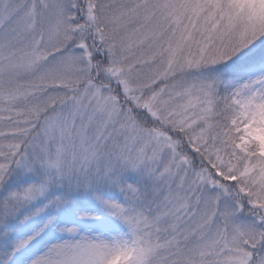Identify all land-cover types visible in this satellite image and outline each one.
I'll return each mask as SVG.
<instances>
[{
  "label": "snow or ice",
  "instance_id": "6c2138e0",
  "mask_svg": "<svg viewBox=\"0 0 264 264\" xmlns=\"http://www.w3.org/2000/svg\"><path fill=\"white\" fill-rule=\"evenodd\" d=\"M0 264H264V0H0Z\"/></svg>",
  "mask_w": 264,
  "mask_h": 264
}]
</instances>
